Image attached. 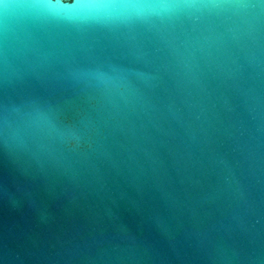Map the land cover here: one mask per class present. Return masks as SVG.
<instances>
[{
    "label": "water",
    "instance_id": "95a60500",
    "mask_svg": "<svg viewBox=\"0 0 264 264\" xmlns=\"http://www.w3.org/2000/svg\"><path fill=\"white\" fill-rule=\"evenodd\" d=\"M0 264H264V0H0Z\"/></svg>",
    "mask_w": 264,
    "mask_h": 264
}]
</instances>
